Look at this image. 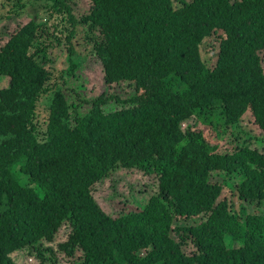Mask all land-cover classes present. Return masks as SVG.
<instances>
[{"label":"trees","instance_id":"1","mask_svg":"<svg viewBox=\"0 0 264 264\" xmlns=\"http://www.w3.org/2000/svg\"><path fill=\"white\" fill-rule=\"evenodd\" d=\"M88 1H0V22L30 17L0 44V264L26 247L56 257L47 243L67 221L58 249L73 264H264V213L234 202L264 203V146L242 126L250 111L264 131V0ZM79 26L131 96L69 100ZM55 43L75 57L52 82ZM191 117L203 126L183 128ZM120 168L157 183L114 216L93 188Z\"/></svg>","mask_w":264,"mask_h":264},{"label":"rangeland","instance_id":"2","mask_svg":"<svg viewBox=\"0 0 264 264\" xmlns=\"http://www.w3.org/2000/svg\"><path fill=\"white\" fill-rule=\"evenodd\" d=\"M1 1V0H0ZM78 11H82L88 8V0H72ZM5 12V9H4ZM30 17L28 15L17 16L12 15L5 21L0 22V44L2 43L3 37L9 35L10 33L18 30L23 24L29 21ZM73 43L76 49V54L81 58L80 66L77 67L75 75L69 76L65 82L59 80L60 87L65 92L70 101L78 103L79 106L82 105L83 109L89 106L88 99H93L99 96L101 93L116 94L119 97H129L134 93L133 88H129L127 82L107 84L105 82V72L104 67L98 57L93 53V45L90 37L86 34V28L79 26L78 32L73 39ZM262 63L264 66V51L261 52ZM72 56L66 49V45L53 44L49 48L47 53V67L52 71L53 81L56 80L55 77L59 76L63 70L69 68L72 65ZM9 78L4 77L1 80L0 86L6 87L9 83ZM121 103L115 100L109 102L105 108L107 110H114L120 107ZM43 106H40V112ZM82 110V108H80ZM41 114V116H43ZM42 118V117H41ZM193 127L201 128L203 125L196 120L195 117H191L182 123V127ZM242 126L247 132L256 136L254 143L259 147L264 146V131L259 128V126L254 121L251 112H247L243 118ZM224 178V174L220 172H215L213 174V181L221 180ZM241 178L239 175H234L230 177L229 181L236 183ZM157 183V177L155 175H147L138 169H123L120 168L112 173L109 177L105 178L103 181L97 183L93 188V194L97 201L104 208L106 212L111 215H118L123 212H128L130 210H139L148 200L149 196L155 191ZM229 194L228 190H226ZM236 203V208H240V204L244 205L248 212L252 213H264V203L240 201L238 198H234ZM70 231V222H65L56 234L55 240L50 244L55 250L56 257L42 260L37 252L31 248H23L21 250L13 252L11 255L13 259L18 264H73V258L67 257L58 249V244L67 239L68 233ZM46 244V245H47ZM228 245H235L232 239L228 240ZM193 249V246L188 244L185 246V251L189 252ZM49 252H47V256ZM82 255L81 251H77L76 256L80 257Z\"/></svg>","mask_w":264,"mask_h":264}]
</instances>
